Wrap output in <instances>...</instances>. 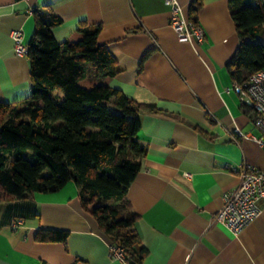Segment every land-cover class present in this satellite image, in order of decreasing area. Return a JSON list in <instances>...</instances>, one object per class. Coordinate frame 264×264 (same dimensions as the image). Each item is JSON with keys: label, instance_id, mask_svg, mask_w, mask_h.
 Segmentation results:
<instances>
[{"label": "crops", "instance_id": "obj_1", "mask_svg": "<svg viewBox=\"0 0 264 264\" xmlns=\"http://www.w3.org/2000/svg\"><path fill=\"white\" fill-rule=\"evenodd\" d=\"M178 1L190 20L192 0ZM229 5L202 0L196 20L205 37L190 43L178 39L163 0H0V101L31 92L28 58L14 53L11 32L20 30L27 44L33 11L51 8L62 20L52 28L59 42L77 39L80 23L99 24L97 41L118 67L106 83L155 105L138 114L134 137L145 153L125 195L147 251L138 264H264L263 199L259 215L237 236L213 218L222 192L238 185L239 167L264 168V150L252 137L260 135L255 111L227 90L233 79L226 65L239 42ZM80 202L74 181L1 201L0 264H130L110 258V237ZM15 218L23 224L12 229ZM40 228L68 235L63 242L38 241Z\"/></svg>", "mask_w": 264, "mask_h": 264}, {"label": "trees", "instance_id": "obj_2", "mask_svg": "<svg viewBox=\"0 0 264 264\" xmlns=\"http://www.w3.org/2000/svg\"><path fill=\"white\" fill-rule=\"evenodd\" d=\"M201 4L192 0L189 6L193 22ZM229 6L239 42L226 69L241 82L264 69V0H230ZM32 14L35 29L26 52L30 95L13 103L0 101V202L74 181L80 203L111 245L123 249L125 261L138 264L147 251L132 227L137 214L125 195L145 153L134 137L138 114L155 105L130 99L106 83L118 67L97 41L99 24L80 23L77 39L59 42L52 28L61 18L51 8ZM88 64L103 82L83 87L79 81ZM110 98L116 110L106 105ZM67 235L66 230L40 228L35 238L63 242Z\"/></svg>", "mask_w": 264, "mask_h": 264}, {"label": "built area", "instance_id": "obj_3", "mask_svg": "<svg viewBox=\"0 0 264 264\" xmlns=\"http://www.w3.org/2000/svg\"><path fill=\"white\" fill-rule=\"evenodd\" d=\"M171 12L170 26L178 35L180 41L192 43L194 40L203 41L205 33L202 27L192 20H186L178 0H163ZM14 43V53L27 56L28 47L23 40L20 30L11 32ZM227 90H232L239 102L255 111L253 125L258 128L260 135L253 137L264 150V71L258 70L241 82L232 81ZM234 133L242 135L238 128ZM239 183L234 188L225 190L220 196L222 205L213 215L216 223H221L231 235L237 236L260 213L259 201L264 200V168L241 166L237 170ZM23 224L22 218H15L11 224L12 229H17ZM123 249L117 245L109 246V256L113 260L125 261Z\"/></svg>", "mask_w": 264, "mask_h": 264}, {"label": "rangeland", "instance_id": "obj_4", "mask_svg": "<svg viewBox=\"0 0 264 264\" xmlns=\"http://www.w3.org/2000/svg\"><path fill=\"white\" fill-rule=\"evenodd\" d=\"M86 77L82 80L79 81V83L84 87H89L90 84L92 85V83H94V81L97 79L92 72V68L91 65L88 64L87 65V74L85 75ZM97 83V82H95ZM106 105L109 107V109H113V105L111 102H106ZM113 199V198H112ZM114 200V199H113Z\"/></svg>", "mask_w": 264, "mask_h": 264}, {"label": "water", "instance_id": "obj_5", "mask_svg": "<svg viewBox=\"0 0 264 264\" xmlns=\"http://www.w3.org/2000/svg\"><path fill=\"white\" fill-rule=\"evenodd\" d=\"M131 264H134V263H131Z\"/></svg>", "mask_w": 264, "mask_h": 264}]
</instances>
